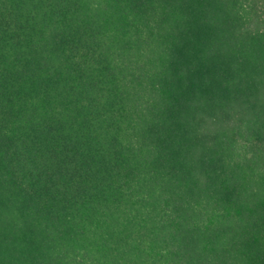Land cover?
<instances>
[{
    "label": "trees",
    "instance_id": "obj_1",
    "mask_svg": "<svg viewBox=\"0 0 264 264\" xmlns=\"http://www.w3.org/2000/svg\"><path fill=\"white\" fill-rule=\"evenodd\" d=\"M0 264H264V0H0Z\"/></svg>",
    "mask_w": 264,
    "mask_h": 264
}]
</instances>
